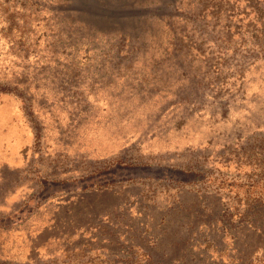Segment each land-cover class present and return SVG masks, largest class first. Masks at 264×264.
<instances>
[{
  "label": "rangeland",
  "instance_id": "374dc122",
  "mask_svg": "<svg viewBox=\"0 0 264 264\" xmlns=\"http://www.w3.org/2000/svg\"><path fill=\"white\" fill-rule=\"evenodd\" d=\"M264 0H0V264H264Z\"/></svg>",
  "mask_w": 264,
  "mask_h": 264
},
{
  "label": "trees",
  "instance_id": "16d2710c",
  "mask_svg": "<svg viewBox=\"0 0 264 264\" xmlns=\"http://www.w3.org/2000/svg\"><path fill=\"white\" fill-rule=\"evenodd\" d=\"M264 197V192L259 195V198Z\"/></svg>",
  "mask_w": 264,
  "mask_h": 264
}]
</instances>
